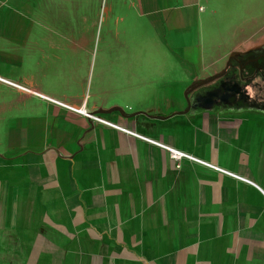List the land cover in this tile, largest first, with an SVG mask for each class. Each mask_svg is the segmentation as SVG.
Wrapping results in <instances>:
<instances>
[{"label":"crops","instance_id":"crops-1","mask_svg":"<svg viewBox=\"0 0 264 264\" xmlns=\"http://www.w3.org/2000/svg\"><path fill=\"white\" fill-rule=\"evenodd\" d=\"M232 52H264V0H0V264H264Z\"/></svg>","mask_w":264,"mask_h":264},{"label":"flooded vegetation","instance_id":"flooded-vegetation-1","mask_svg":"<svg viewBox=\"0 0 264 264\" xmlns=\"http://www.w3.org/2000/svg\"><path fill=\"white\" fill-rule=\"evenodd\" d=\"M236 56L237 58L235 60V63L237 64L238 76L234 78V76L232 75L231 79L228 80L227 83H224L225 80H220V83H218L220 86L218 88H221L223 92L228 91V95L232 94L231 96H233V103L239 101L244 105H248L247 103H249V101H252L254 103V101L251 100L253 97H255L253 96L255 95L253 89H257V87L261 83L264 85V52L259 55L260 57L257 56L254 58L249 55L242 56L237 54ZM231 62L232 61L230 60V64ZM242 66H244L245 68H250V73L248 76H244V74H242ZM229 68L231 69L229 70ZM232 68L233 64H231L230 67L226 68V70L222 73L223 75H220L222 71L221 69L219 74L220 78L222 79L224 77H229L230 75H228V73L232 71ZM257 76L260 77L259 79L261 82L254 81V79H257Z\"/></svg>","mask_w":264,"mask_h":264},{"label":"rangeland","instance_id":"rangeland-1","mask_svg":"<svg viewBox=\"0 0 264 264\" xmlns=\"http://www.w3.org/2000/svg\"><path fill=\"white\" fill-rule=\"evenodd\" d=\"M231 21H232V20H231ZM231 21H228V26H229V23H230ZM215 24H216L218 27L223 28V27L226 26V21L224 20V18H222V19L217 20ZM239 38H240V42L243 41V43L247 44L248 41L254 42L255 39H256L257 37H256V36H254V37L251 36V37L248 38V36H246V37H239ZM254 52H255V54H256L257 50L253 51V53H254ZM239 55H241V54H239ZM236 58H237V56L234 55L233 58H232V60H231V61H232L231 64H233V68H232V71H230V72L228 73V75H230V76L227 77V78L224 77V78L221 79V81L225 80L224 83H227L228 80L231 79L232 75L234 76V78L238 76V74H237V73H238L237 64L235 63ZM225 64H226V63H225ZM257 66H258V65H257ZM230 69H231V68H229V70H230ZM251 69H253V68H251ZM229 70H228V71H229ZM241 71H242V74H244V76H246V75L248 76L249 73H250V72H249V71H250V68H249V67H248V68H245L244 66H242ZM94 73H96V70H94ZM220 75H223V74H220ZM259 78H260V77L257 76V79H254V81H259V82H261ZM94 81H95V80H94ZM94 81H93V82H94ZM231 82H232V81H231ZM253 91L255 92V95H253V96H257V97H261V96H263V95H264V85H263L262 83L259 84V86L257 87V89L255 88V89H253ZM260 101H262V98H261ZM247 104L250 105V108H252V109H257V110L264 111V104L258 106L257 104H253L252 101H249V103H247Z\"/></svg>","mask_w":264,"mask_h":264},{"label":"built area","instance_id":"built-area-1","mask_svg":"<svg viewBox=\"0 0 264 264\" xmlns=\"http://www.w3.org/2000/svg\"><path fill=\"white\" fill-rule=\"evenodd\" d=\"M79 112L80 113L82 112L88 118H94L95 119L94 115H91L90 113L86 112V110L81 109V110H79ZM168 153L170 154V157L177 162L176 168H178L179 167V163L181 161V158H182L183 154L180 153V152H178V151H176V150L172 151L170 149H169V152Z\"/></svg>","mask_w":264,"mask_h":264},{"label":"trees","instance_id":"trees-1","mask_svg":"<svg viewBox=\"0 0 264 264\" xmlns=\"http://www.w3.org/2000/svg\"><path fill=\"white\" fill-rule=\"evenodd\" d=\"M196 86H200V85H191V86L187 87L186 92H187V90H190L191 88H194V87H196ZM261 98H262V101H260ZM251 100H253L254 103L257 104L258 106H259V105H262V104H264V95L261 96V97H257V96H255V97H253Z\"/></svg>","mask_w":264,"mask_h":264},{"label":"water","instance_id":"water-1","mask_svg":"<svg viewBox=\"0 0 264 264\" xmlns=\"http://www.w3.org/2000/svg\"><path fill=\"white\" fill-rule=\"evenodd\" d=\"M237 54H238L237 52H232V54L228 57V61L226 62L224 68L222 69L221 74L226 70V68L231 66L230 60H232L233 56ZM95 114L96 113H91V115H95Z\"/></svg>","mask_w":264,"mask_h":264}]
</instances>
